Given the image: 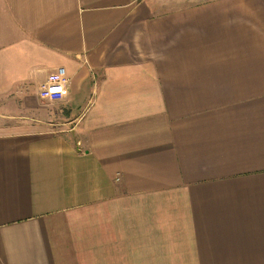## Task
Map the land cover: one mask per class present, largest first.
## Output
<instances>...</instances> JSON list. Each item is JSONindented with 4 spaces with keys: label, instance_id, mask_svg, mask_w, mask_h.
Here are the masks:
<instances>
[{
    "label": "crops",
    "instance_id": "obj_1",
    "mask_svg": "<svg viewBox=\"0 0 264 264\" xmlns=\"http://www.w3.org/2000/svg\"><path fill=\"white\" fill-rule=\"evenodd\" d=\"M0 108V264H264V0H0Z\"/></svg>",
    "mask_w": 264,
    "mask_h": 264
},
{
    "label": "built area",
    "instance_id": "obj_2",
    "mask_svg": "<svg viewBox=\"0 0 264 264\" xmlns=\"http://www.w3.org/2000/svg\"><path fill=\"white\" fill-rule=\"evenodd\" d=\"M65 69L58 68L49 75L48 81L40 88V98L43 100H59L67 94Z\"/></svg>",
    "mask_w": 264,
    "mask_h": 264
},
{
    "label": "rangeland",
    "instance_id": "obj_3",
    "mask_svg": "<svg viewBox=\"0 0 264 264\" xmlns=\"http://www.w3.org/2000/svg\"><path fill=\"white\" fill-rule=\"evenodd\" d=\"M202 1H206V0H163V2H166V3H168V2H179V3L180 2H195V3H197V2H202ZM1 113L2 114H8V111L0 108V114ZM3 123H5V122H3ZM8 125L9 124H3L2 126H8ZM70 127H72V126H70Z\"/></svg>",
    "mask_w": 264,
    "mask_h": 264
}]
</instances>
